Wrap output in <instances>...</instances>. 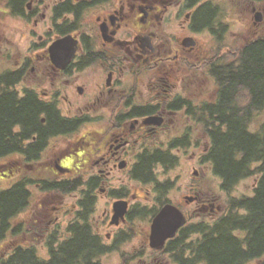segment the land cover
<instances>
[{
	"label": "flooded vegetation",
	"instance_id": "af4514ba",
	"mask_svg": "<svg viewBox=\"0 0 264 264\" xmlns=\"http://www.w3.org/2000/svg\"><path fill=\"white\" fill-rule=\"evenodd\" d=\"M3 4L26 48L0 75L33 118L9 126L0 153V192L15 204L0 256L69 264L198 258L205 216L225 212L204 193L197 168L196 181L188 176L189 163L202 166L209 150L205 94L216 87L214 68L240 66L264 37V0ZM250 177L248 196L259 180ZM168 206L185 221L155 248L152 224Z\"/></svg>",
	"mask_w": 264,
	"mask_h": 264
},
{
	"label": "trees",
	"instance_id": "16d2710c",
	"mask_svg": "<svg viewBox=\"0 0 264 264\" xmlns=\"http://www.w3.org/2000/svg\"><path fill=\"white\" fill-rule=\"evenodd\" d=\"M216 68L211 73L216 87L211 95H205L202 111L209 143L206 160L214 174L223 179L222 190L231 191L239 181L255 174L259 180L252 196H232L223 214L213 221L205 220L199 257L179 264H264V37L242 54L240 66H224L221 72ZM6 76L0 75V153L11 136L9 126L25 125L33 118V107L18 100L15 93L9 97ZM9 194L0 192V234L7 215L15 209ZM22 255L0 256V264L59 263Z\"/></svg>",
	"mask_w": 264,
	"mask_h": 264
},
{
	"label": "rangeland",
	"instance_id": "374dc122",
	"mask_svg": "<svg viewBox=\"0 0 264 264\" xmlns=\"http://www.w3.org/2000/svg\"><path fill=\"white\" fill-rule=\"evenodd\" d=\"M3 1L0 0V72L5 70L9 66V62L14 60V54H17L21 51H24L26 48L25 41L23 38L20 39L19 28L16 26L20 25V21L15 17L10 16L6 12L5 5ZM12 53V54H10ZM212 91L207 90L205 95H211ZM262 117H259L254 122V125L257 126L258 122ZM206 142L207 139H206ZM193 166L195 168H193ZM200 171V181L203 185V191L205 194H211L218 196V201L223 208H228L229 201L231 199L230 193L235 197H241L249 195L250 189L254 184V179L252 177L239 182L236 186L232 188V191L229 194L223 193L221 188L220 179L214 174L211 164L206 160V162L201 166L198 163L190 162L188 165V176L189 180L196 181L197 176L193 174L194 169ZM218 216V215H217ZM217 216L209 217L205 216V220L213 221ZM4 251V246H1L0 243V254ZM105 264H119V261L113 259H104Z\"/></svg>",
	"mask_w": 264,
	"mask_h": 264
},
{
	"label": "water",
	"instance_id": "95a60500",
	"mask_svg": "<svg viewBox=\"0 0 264 264\" xmlns=\"http://www.w3.org/2000/svg\"><path fill=\"white\" fill-rule=\"evenodd\" d=\"M63 41L52 46V53L60 48ZM183 214L175 207H165L152 224L151 245L155 248L163 246L165 239L174 235L175 231L184 223Z\"/></svg>",
	"mask_w": 264,
	"mask_h": 264
}]
</instances>
